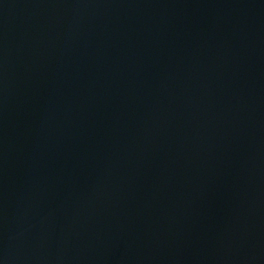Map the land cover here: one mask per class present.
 <instances>
[{
    "label": "water",
    "instance_id": "95a60500",
    "mask_svg": "<svg viewBox=\"0 0 264 264\" xmlns=\"http://www.w3.org/2000/svg\"><path fill=\"white\" fill-rule=\"evenodd\" d=\"M0 264H264V0H0Z\"/></svg>",
    "mask_w": 264,
    "mask_h": 264
}]
</instances>
